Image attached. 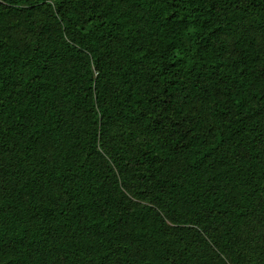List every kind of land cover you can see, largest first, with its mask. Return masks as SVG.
Here are the masks:
<instances>
[{"label": "trees", "instance_id": "16d2710c", "mask_svg": "<svg viewBox=\"0 0 264 264\" xmlns=\"http://www.w3.org/2000/svg\"><path fill=\"white\" fill-rule=\"evenodd\" d=\"M264 0H0V264H264Z\"/></svg>", "mask_w": 264, "mask_h": 264}, {"label": "rangeland", "instance_id": "374dc122", "mask_svg": "<svg viewBox=\"0 0 264 264\" xmlns=\"http://www.w3.org/2000/svg\"><path fill=\"white\" fill-rule=\"evenodd\" d=\"M256 243L258 244V249H262V250H264V242L261 241V239H259V241H258V239H257V240H256Z\"/></svg>", "mask_w": 264, "mask_h": 264}]
</instances>
